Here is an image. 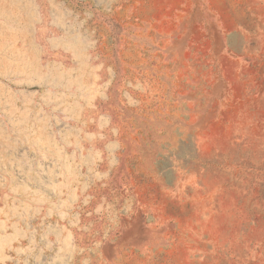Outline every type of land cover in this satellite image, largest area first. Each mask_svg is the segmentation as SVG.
Segmentation results:
<instances>
[{"label":"rangeland","instance_id":"374dc122","mask_svg":"<svg viewBox=\"0 0 264 264\" xmlns=\"http://www.w3.org/2000/svg\"><path fill=\"white\" fill-rule=\"evenodd\" d=\"M0 264H264V0H0Z\"/></svg>","mask_w":264,"mask_h":264}]
</instances>
